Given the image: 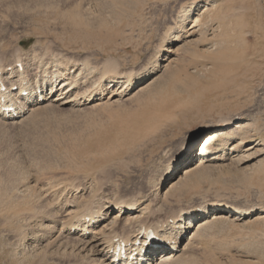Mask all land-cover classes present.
I'll return each instance as SVG.
<instances>
[{
    "label": "rangeland",
    "instance_id": "1",
    "mask_svg": "<svg viewBox=\"0 0 264 264\" xmlns=\"http://www.w3.org/2000/svg\"><path fill=\"white\" fill-rule=\"evenodd\" d=\"M19 60L35 63L24 73L28 79L36 81L47 67L75 79L77 102L48 100L19 121L0 117V264H94L90 256L71 254L77 240L68 232L62 242L71 248L63 246L59 255L52 248L46 259L27 257L23 238L36 234L34 218L27 219L33 214L21 220L24 215L18 219L12 211L27 199L44 196L36 203L56 221L68 216L70 205H141L142 221L132 228L112 224L123 237L220 203L254 214L264 209V0H0V66L9 71ZM111 61L118 63L116 72L141 74L136 90L108 98L113 89L99 80ZM21 75H6L0 86L14 90ZM96 89L107 98L87 103ZM237 120L246 123L240 137L209 149L240 138L244 145L206 159L203 177L169 187L195 152L175 162L190 138L196 136L197 147L206 131ZM172 168L177 175L166 180ZM76 207L72 211H80ZM261 218L238 226L209 222L180 259L161 264H188L191 254L194 264H264Z\"/></svg>",
    "mask_w": 264,
    "mask_h": 264
},
{
    "label": "bare ground",
    "instance_id": "2",
    "mask_svg": "<svg viewBox=\"0 0 264 264\" xmlns=\"http://www.w3.org/2000/svg\"><path fill=\"white\" fill-rule=\"evenodd\" d=\"M205 10H206V8H205ZM202 13H204V11ZM197 19H198V17H197ZM200 20H202V19H200ZM176 40H178V39H176ZM22 61L23 60H19L17 62V64L14 66V68L11 67V69L9 71L6 70L7 68L2 69L0 66V80H2L8 74L12 75L13 73H17V74L23 75V76L21 75V78L19 81V86L17 87V89L14 88V90H13V89H8L6 87V90L4 92L0 90V98L2 99V96L5 97L4 101L0 99V117L2 119L8 120V121H12V120L19 121L28 112H31L35 109H39L40 108L39 105L43 104L45 101H48V100H54L56 102L64 101L63 104H68L70 102H77L73 96V92L75 90V87L77 86L75 79L68 77V76H65V75H61L56 70L53 71L54 73L49 72V69H48L49 67H47L46 72L43 71L44 73L38 74L36 81H34V79H28V77L25 76L24 73L27 70H29L30 68H32V66L35 63L29 62L28 64H25V66H24ZM62 62H64V61L62 60ZM116 67L118 68V63L116 61L109 62L105 67L104 75L99 80V83L103 82V83H100L101 86L103 85V87L107 86V88L113 89L110 92L111 94L109 96L108 95L105 96V92L102 93V92H100L99 89H96L94 91V94L92 93L93 95L90 96L87 103L93 104V103L102 101L103 99L107 98V96H108V98L113 99L115 96L121 95L123 93H127L128 91L130 93H132V91L136 90L139 87V85L142 82L141 81L142 78H140V76H141L140 73L136 72L134 74L133 73L121 74L119 72H116L117 71ZM167 72H168V70H167ZM107 73H111V74L106 76L105 74H107ZM173 74H175V73H173ZM173 74H172V76H173ZM177 74H179V73L177 72ZM78 76H79V74H78ZM173 77H171V79ZM108 79H109V82L106 83L105 81ZM85 80L87 81L88 79H85ZM153 80H154V78L150 81L152 82ZM162 81H163V79H162ZM175 81L174 82L172 81V82L175 83ZM157 82H158V80H157ZM82 83H84V82H82ZM148 83H149V81H148ZM148 83H146V85L144 87L142 86L141 89H144V88H146V86L150 85V83L149 84ZM35 84L37 86L40 85L41 87L35 88ZM3 86H4L3 83H1L0 89ZM160 86H163V85H160ZM169 86H171V85L169 84ZM124 87H125V89H123ZM24 90H29V94L27 96H23ZM165 91H166V89H165ZM157 93L158 92H156V94ZM159 93H161V92H159ZM156 94L154 93L153 96ZM158 94L156 95V97L158 96ZM75 98H77L76 95H75ZM82 101H84V99ZM79 103H81V102H79ZM110 103H113V102H110ZM11 104L15 107V111H8V109L3 110V109L8 108ZM48 104H50V103L48 102ZM43 107H41V108H43ZM245 124L246 123L244 121L237 120L235 122L225 123V124L216 126V127H214V129L206 131L204 136L202 135L203 138L200 140L197 147L195 144L196 141H194V143H193V140L196 138V136L192 137V138H194L193 140H192V138H190V140H188L186 145H185L186 147H185L183 153L179 156L177 161H175L178 163H181L182 161L183 162L186 161L185 158L188 155V153L190 152V150L195 148V152L189 157V159L186 163L187 167H185L184 171H182V173H181L182 176L184 174H186L189 177L184 178L186 176L185 175L183 178H180V175H181L180 174L179 177L176 178L177 180L174 179V180H176L175 182L172 181L169 184L170 185L169 187L173 186V188H175L176 186L174 187V185H178L179 183L178 184H176V183L179 182L180 179H181L180 184H181V182H183L184 185H186L188 183L189 179L191 181L192 177L195 179H197V178L199 179L200 176L206 174L205 173L206 170L204 167L206 159L216 160L220 156L227 154L229 150H233L234 148H236L238 146L244 145L245 144L244 138L243 139L240 138V140L238 141L239 143L236 142L231 147H228V145H226V144H220L219 146H215L213 149H209V147L211 145H213L217 141H222V139L227 140L226 138H228V137L232 138V137H234V135H237L240 137V135H241L240 133L242 132V131H240V129L242 128V130H243V126ZM247 126H248V123H247ZM202 145H203V147H201ZM188 150H189V152H188ZM186 151H187V153H186ZM184 153H186V154H184ZM188 174H190V175H188ZM176 175H177V171H174V169L172 168V170L167 175V177L166 176L165 177H166V180H169V179L174 178ZM182 179H185V182L182 181ZM181 187H183V185ZM64 188L65 187H63V190H64ZM53 190H52V192H53ZM55 191H57V190H55ZM45 193H48V192H45ZM49 193H51V191ZM53 193L51 194L52 196H53ZM63 193H62V195H63ZM42 194L43 193H41V196H43ZM41 196H39V197H41ZM43 197H42V200L45 199V197L44 198ZM82 197H84L83 194H82ZM36 199L33 203L31 201L28 202V199H27V201L26 200L24 201L22 207H20L19 209H13L12 211H15L17 216L19 214H20V216L24 215V216H21V217H24V218H21V220L25 219L27 217L25 215H28V213H29L28 217L31 214H33L32 216H30L27 219H32L31 217L34 218L33 220L35 222L34 223L35 226H33V224L32 225L30 224V227H32V229H33V227H35V232L30 230L31 229L30 227H29L30 228L29 231H32L33 234L34 233H36V234H34L35 236L31 240L26 239L27 238L26 236H28V235L24 236L26 238H23L24 239L23 244L24 245L26 244V248L28 247L26 249V252L28 250H30V252L26 253L23 250H21L22 249L21 248L20 253H22V251H23L24 254L28 255L27 257L34 256L35 258H39L40 260L42 258L46 259V257L49 254L51 255L52 251L50 249H52V248H55V251L58 255H59V253L61 254L62 250H63L62 248L65 245V244H63L64 241L62 242V240H64L62 238L65 237L64 234L68 232V233L74 234L75 235L74 238L77 240V241L74 240L75 243L77 242L76 244L75 243L72 244L73 242L71 243L72 244V249L70 250L72 252L71 254L73 255V253L75 254V252H77L79 254H82L85 257L90 256V258L92 257L91 261L93 260L92 262H94V264H161L163 262H166V261H169V260H172L175 258L180 259L181 253H183L191 243L193 244L192 240L194 241V239L198 236L200 231L203 232L205 226L209 225L208 224L209 222H211L213 224L212 221H214V222L215 221L216 222L217 221H219V222L224 221L223 223H225V221H230L231 223L234 224V226H236V225L238 226L242 223L245 224L246 220L248 222L249 217H253L255 219L262 217L261 219H264L263 218L264 217V209H262L261 212L254 214V210H248V209H246V210H235L233 207H230L228 205L220 203V204H215L209 208H205V209L199 210V211L188 210V211L182 212L179 219L178 220L172 219L171 221H169L167 227H165L164 225H157V226L148 225V223L146 225L145 221H143L145 225H141L139 227V229H137L136 231L131 229L129 231V234H126L127 236L123 237V236L119 235L117 230L112 229V226H113L112 224L113 223H122V224L128 225V226H130V228H132L131 224L134 221L141 220V214H142L141 212L143 209L141 205H137V204H133V203H126L125 201H120L118 203L110 202V203L106 204L103 210H94V209L80 210L83 207L79 208V206H77L80 211L77 210L76 206L75 207H76L77 211H72L73 209L75 210V207L72 209V207L70 205V206L66 207V210L68 211V216H66L64 219L61 218V220L56 221V220L49 218V214H50L48 212L49 209L47 210V208H46V210L42 211V209L44 207L41 206L40 204H37V203H39L38 200L40 198L37 199V201H38L37 203H36ZM59 199H60V197H59ZM80 199H81V197H80ZM42 200H41V202H42ZM54 201L56 203L55 199H54ZM57 201L59 202L58 199H57ZM43 202H45V201H43ZM46 202L49 203V200ZM46 202L44 204L47 205ZM51 202H53V200L50 201V203ZM73 203H74V201H73ZM78 204H80V203H78ZM49 205L51 206V204H48L47 207H49ZM82 206H84V205H82ZM41 207H42V209H41ZM117 207H119V208H117ZM84 208H86V207H84ZM36 209H38V211H36ZM52 209H53V207H52ZM116 209L118 212L114 215L115 217L113 216L111 218V220H109L110 214H112V212L115 211ZM144 209H145V207H144ZM146 209H148V207ZM56 212H55V214H56ZM66 213H65V215H66ZM57 214H58V212H57ZM57 214H56V217H58ZM20 216H18V219ZM50 216H51V214H50ZM188 219H189V221H187ZM261 219H260V221H261ZM138 222H135V223H138ZM143 222H141V223H143ZM231 223H229V224H231ZM203 226H204V228H203ZM13 227H15V226L13 225ZM26 228H28V225ZM113 228H115V227H113ZM21 229H22V227H21ZM17 230H20V229H17ZM42 230L46 231V235L43 237H42V235L39 236V234L41 233L40 231H42ZM20 233H21V230H20ZM26 233H28V232H26ZM151 233H153L154 235L151 236ZM66 235H68V234H66ZM178 237H181V238L179 239ZM69 238H67V239H69ZM117 238L123 239L127 245L125 255L120 253L118 255V257H116V254H115ZM45 239H46V241H45ZM168 239H172V241L169 245H167L165 243L166 240H168ZM185 239H186V241H185ZM71 240H73V238H71L70 241ZM138 240L141 241L140 245H136ZM33 245H35V246L30 248V246H33ZM54 246H56V247H54ZM132 246H135V247H132ZM22 247H23V245H22ZM65 247L66 246H64V249H65ZM68 248H71V246L66 247V249H68ZM64 251H66V250H64ZM64 251H63V254H65L67 252V251L66 252H64ZM184 254H185V252H184ZM184 254H182V256ZM191 256H193V255L192 254L190 255L189 259H191V260H188L187 256L185 257V255H184L185 259H184V257H182L181 259L185 260V261L188 260L189 262L192 261V264H194L193 262L195 261V259L193 258V260H194L193 261ZM19 258L20 257H18V260H19ZM35 260L37 261V259H35ZM182 260H180V261H182ZM19 261L21 262V260H19ZM189 262H188V264L191 263V262L190 263ZM195 262H197V261H195ZM177 263H175V264H177ZM183 263L186 264L185 262H183ZM180 264H182V263H180Z\"/></svg>",
    "mask_w": 264,
    "mask_h": 264
}]
</instances>
